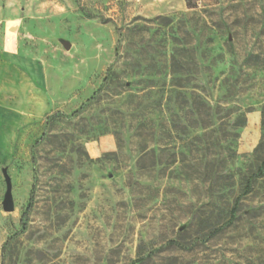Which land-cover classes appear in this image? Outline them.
Returning a JSON list of instances; mask_svg holds the SVG:
<instances>
[{"label": "rangeland", "instance_id": "374dc122", "mask_svg": "<svg viewBox=\"0 0 264 264\" xmlns=\"http://www.w3.org/2000/svg\"><path fill=\"white\" fill-rule=\"evenodd\" d=\"M189 1L0 0V264H264V0Z\"/></svg>", "mask_w": 264, "mask_h": 264}, {"label": "water", "instance_id": "95a60500", "mask_svg": "<svg viewBox=\"0 0 264 264\" xmlns=\"http://www.w3.org/2000/svg\"><path fill=\"white\" fill-rule=\"evenodd\" d=\"M61 43L65 49L70 48V43L68 41L62 40ZM4 176L6 182V191L3 198V209L5 211H11L12 210L11 184L9 177L6 174Z\"/></svg>", "mask_w": 264, "mask_h": 264}, {"label": "trees", "instance_id": "16d2710c", "mask_svg": "<svg viewBox=\"0 0 264 264\" xmlns=\"http://www.w3.org/2000/svg\"><path fill=\"white\" fill-rule=\"evenodd\" d=\"M187 5H188V7H193L192 5H191V3H190V1L189 0H187V3H186ZM77 110H75L74 112H76ZM55 117V116H54ZM53 118V117H52ZM32 199H33V189L31 190V194H30V196H29V200H28V202H27V205H26V207H25V209H24V211H23V213H22V217L23 216H25L27 213H28V211L30 210V208H31V206H32Z\"/></svg>", "mask_w": 264, "mask_h": 264}]
</instances>
